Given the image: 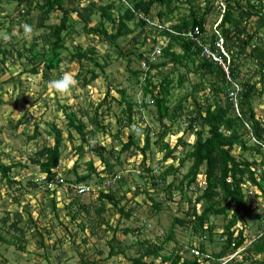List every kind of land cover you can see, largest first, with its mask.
<instances>
[{
	"label": "rangeland",
	"instance_id": "obj_1",
	"mask_svg": "<svg viewBox=\"0 0 264 264\" xmlns=\"http://www.w3.org/2000/svg\"><path fill=\"white\" fill-rule=\"evenodd\" d=\"M92 1H95L97 5L113 1L119 5V0H81L79 7H82V10L86 8L83 10L85 18H89L86 13L91 11L90 3ZM35 2L31 4L30 14L25 15L16 1L0 0V23H2L0 28V161L15 165L10 175L11 178L18 181V183L9 184L6 179L2 180L0 176V235L9 241H14V243H5L0 238V264H133L132 257L138 255L137 241L143 240L145 237L154 239L164 236L175 215L181 216L188 209L187 201L182 200L180 194L170 200L163 188H153L150 182L145 184L149 189V192L145 193L141 186L144 185L147 178H143L133 170L126 169L122 182L119 181L116 186L110 188L104 187V183H102L98 185V188H106L107 191L110 189L118 196L127 194L126 198L122 200V204H125L127 208H134L130 219L120 217L117 208L108 201L105 202L106 213L98 217L94 208L99 203L95 185L99 177L93 174L90 183L94 189L89 193L78 195L71 185L65 187L56 184L54 194L42 183H38L37 188L33 186V182L37 183L39 180L41 182L45 174L42 173L39 164L32 163V157L45 145L53 144V136L48 131L51 130L52 125H56L62 129L63 134L58 174L70 179L73 183L76 177L73 167L77 165L78 174H87L90 171L88 163L92 161L94 167L105 179L111 175L100 157L99 149L114 163V156L110 151L111 149L119 150L122 142L128 140L130 128L136 134V143L140 145H143L146 135H151V131L158 134L165 127V123L171 127V130L177 129L176 134H168L165 137V140L170 141L172 146L176 144L180 135L192 145L196 141V134L185 130L184 117H182L183 122L175 124L174 128L169 119H164V124L159 121L154 105L140 106L143 96L139 85L134 84L132 72L144 70L146 67L136 53L143 52L148 55L146 49L152 35L147 28H145V31L148 32L147 36L145 37L146 33H142L140 41L136 43L134 37L141 32L142 27L137 25L136 21H131L129 25L134 29L133 33L121 36L117 46L114 44L115 42L111 41L110 36L85 33L83 30L84 21L77 13L72 12L69 21L76 24L74 29L64 37L66 49L63 50V54L65 59L61 62L59 69H44L42 53L53 45V37L47 26L59 23L62 12L54 10L43 22L39 9L33 7ZM197 3L204 6V0H174L172 6L177 8H174L171 15L172 23L177 22L181 15L189 14L190 8L196 7ZM159 7L166 10L164 5H154L152 12L155 18H158L156 13ZM244 9L246 10L247 6ZM261 14L264 15V8ZM99 18V12L95 13L91 25L98 23ZM217 18L218 10L214 8L207 15L206 29L208 33L218 29L215 24ZM249 22L251 27L257 24H261L262 27L264 20L260 19L259 15H253ZM25 25L30 26V31H25ZM108 29L112 30L111 25H108ZM260 34L264 40V28L261 29ZM5 36L8 39H4ZM33 42L36 43L35 50L39 52L35 58V63L38 66L37 73L33 72L34 63L29 59L31 52L28 49L31 48ZM78 47L83 50L94 47L98 54V61L104 65L103 70L85 58L82 62H78L77 57L70 60L72 57H70V53H75ZM3 50L7 51L5 61H3ZM17 51H21L23 56H18ZM256 60L250 61L240 69V80L235 81L233 87L240 91V82L246 79L256 83L252 102L256 114L259 117H264V93L259 94L264 88V71L262 75L261 66ZM86 63L89 68L92 67L99 74L98 78L88 85L82 81L83 77L87 79L91 77ZM173 68L171 65L163 67L161 73L154 76V81L159 82L166 70L173 71ZM80 70L83 72L78 77ZM183 70L184 68H180L179 71H173L175 85L178 72ZM64 72L71 73L76 83L69 90L58 92L50 82L58 79ZM199 79L197 75H192L190 80L183 84L184 88L173 89L171 104H175L177 98L180 95H185L190 89H198L196 82ZM121 89L125 90L128 100L136 102L133 107L134 122L130 126L120 123V119L125 117L123 111L126 107V103L122 101ZM201 94L200 91L195 97L203 102L205 96ZM185 104L188 106L189 114L192 115L196 110L193 99L189 97ZM235 105H239L237 98ZM237 110L238 107L236 113L239 111ZM71 113L76 114L77 118L87 125L88 130L95 131V134L87 137L88 142L83 144L81 152L79 147L83 143L82 138L76 129L69 126L67 115ZM27 118H29L28 122L24 123ZM247 126L249 125L247 124ZM198 127H200V123L197 125ZM35 131L39 134L36 138L29 140L28 137ZM189 149L188 146L178 144L175 154L181 158ZM133 152L135 153V150ZM233 152L240 159L264 161V152L260 156L242 152L238 147ZM163 154L164 152L156 144H151L147 153L146 159L150 166L159 172L163 168L160 167L161 165L166 166L173 162L172 159L163 161ZM121 157L123 159L122 166L115 164L114 169L127 167V163H138L143 156L137 151L133 155L124 152ZM174 163L177 166L179 162L176 160ZM23 164L26 168L22 166ZM190 164L187 161L182 170L177 173L179 178L188 170ZM261 170H264V163ZM203 176L201 172L200 178L202 179ZM172 178H174V174L168 177L166 183L172 181ZM246 185L254 187L250 184ZM149 196L163 200L159 211L152 213L154 205ZM77 197L80 198L81 203L77 202ZM72 202L74 204L68 207L67 205ZM87 203H91L90 211L81 210L78 217L73 219L72 213ZM233 205L230 208V213L235 209V205ZM247 205L251 207L252 215L238 221V227H242L244 233L253 236L261 225V217L257 213L259 212L256 209L257 203L248 202ZM105 221H108L112 226L119 225L115 236L124 243V254L110 256V246L107 241L112 238L114 233L113 230L104 232V229L108 227ZM225 221L223 216H210V222L215 225L218 233L222 231L221 228ZM126 226H140L142 232L124 234L123 229ZM175 231L179 237V247H186L185 244L191 239L190 237L193 238V242L195 237L199 239L182 227H177ZM215 238H218V234ZM249 241L247 239L246 242ZM18 245L24 248L18 247ZM175 245L176 243L169 241L167 251H170ZM210 247L218 249L219 245L210 244ZM247 253L246 250L241 253L238 260H242Z\"/></svg>",
	"mask_w": 264,
	"mask_h": 264
},
{
	"label": "trees",
	"instance_id": "obj_2",
	"mask_svg": "<svg viewBox=\"0 0 264 264\" xmlns=\"http://www.w3.org/2000/svg\"><path fill=\"white\" fill-rule=\"evenodd\" d=\"M7 2L16 1L21 11L25 15L30 14L32 6L39 9L41 13V20L45 22L50 13L54 10L62 12L59 23L50 24L47 27L50 29V35L53 37V45L49 50H44L43 68L55 70L60 68L61 62L64 61L65 56L63 50L66 49L64 44L65 34L70 33L74 27V22L69 21L72 12L78 14L83 24V30L87 34H103L111 37V41L118 46V39L121 36H126L133 33V28L129 25L131 21H136L137 25L142 27L141 32L134 37V40L140 41V36L143 33L145 37L148 32L155 36L152 38L155 44L158 43V36H166V45L161 46L160 53H154L151 56V50H146V55L143 52H137L138 58L146 64L144 70L133 71L134 84L139 85L142 92V102L140 106L147 107L150 104L156 107V114L159 121L164 124V119L171 121V126L183 122L184 117L186 122L185 130L196 134V141L190 145L180 135L175 145H170V141L165 140L168 134H176V130L172 129L165 123V127L157 134L151 131V135H146L143 145L136 143V134L129 129L128 140L122 142L119 150L111 149L110 153L114 156L115 162H111L109 157L105 156L99 149L100 157L111 175L109 178L116 177V186L118 182L123 181L124 170H133L140 174L143 178L146 177L145 183L141 189L148 193L149 189L145 184L152 183L153 188H163L170 200L175 199L177 194L181 195V199L187 201L188 206L185 213L181 216L175 215L172 220L169 230L162 237L149 239L147 237L143 240H138V255L132 257L133 264H221L225 258L234 255L237 249L245 242L246 235L242 227H238V221L244 220L252 215L251 207L247 205L248 202L257 203L256 209L259 211L258 216L264 218V209H261V203H264V170L261 166L263 160H249L240 159L234 154V149L239 148L242 152H249L263 155L264 152V117H259L254 109V100L256 83L250 82L248 79L240 82L241 90L237 93L236 98L239 100L238 110L236 113L235 101L231 95L235 92L233 83L240 79V69L250 61L255 59L261 66V73L264 71V40L261 37V29L264 28V23L260 25L249 26V19L253 15H259L260 19L264 20V15L261 14L264 8L263 0H204V6L197 3L196 7L190 8L189 14H184L179 17V20L172 23V13L176 6H172L174 0H119L117 2H109L106 4L97 5L92 1L91 11L85 18L82 7H79L81 0H5ZM73 4V5H70ZM164 5L166 10L158 8L157 15L152 12L153 6ZM247 6L245 10L244 7ZM216 8L218 10V18L215 22L216 28L211 33L207 32V15ZM82 10V11H81ZM100 15L98 23L91 25L94 20L95 13ZM139 14L149 17L153 21H158L162 25H168L166 30H155L147 28V22L139 17ZM246 14V15H245ZM219 20V21H218ZM108 22V23H107ZM111 25V31L108 29ZM2 23H0V28ZM45 26V25H44ZM148 29V32L145 31ZM195 32V38H192V33ZM145 39V38H144ZM221 40V47L217 46V42ZM205 44L213 51L217 52L225 61L228 67L227 70L217 61L208 58L203 54V47ZM36 43L33 42L28 51L31 52L29 59L34 63L33 72H38V66L35 63V58L39 52L35 50ZM180 49V50H178ZM3 61L7 56V51L3 50ZM18 56H23L21 51H17ZM72 56V57H71ZM70 60L77 57L78 62H82L85 58L93 65L100 67L103 70L104 65L101 64L97 57L98 54L94 47H88L83 50L78 47L75 53H70ZM87 66L88 72L91 73L90 78L83 77L82 81L85 85L90 84L96 80L99 74ZM171 65L173 71L178 72L177 84L172 74L173 71L166 70L159 82L154 81V76L160 74L162 68ZM83 70L78 73V77L82 75ZM192 75H197L200 79L196 82L198 89L192 88L185 95H180L175 104H171L172 90L176 87L184 88L183 84L190 80ZM202 92L205 100L197 99L195 96ZM122 101L126 103L124 109L125 117L120 119V123L124 126H130L133 122L135 101L128 100L124 89H121ZM197 93V94H196ZM264 93L261 91L259 94ZM191 97L195 104L196 110L193 114H189L188 106L185 102ZM69 119L70 128H74L80 134L83 143L79 147L81 152L88 136L95 134V131L88 130L87 125L78 119L76 114L71 113L67 115ZM27 118L25 122H28ZM23 122V121H22ZM200 123V127L197 125ZM247 124L249 126H247ZM175 128V126H174ZM100 129V127H98ZM53 136V144L45 145L39 150L34 157L32 163L39 164L42 173L45 174L41 182H33L35 188L38 183L44 184L47 188V183H50L55 176L58 175L60 158L62 155L63 134L62 129L56 125H52L51 130L48 131ZM39 134L35 133L28 137L34 139ZM71 135V134H70ZM72 136V135H71ZM151 144H156L163 154V161L172 159L169 165H161L163 167L160 172L150 166L148 162L147 153L150 150ZM178 144L185 147H190L189 151L181 158H178L175 152L178 150ZM135 150V153L133 152ZM97 151V150H96ZM137 151L143 156L138 163L128 164L122 169L115 168L116 165H121L123 159L121 154L129 152L131 155L136 154ZM147 160V164H146ZM177 160L178 165L174 162ZM189 161L190 166L184 175L179 178L177 173ZM116 164V165H115ZM26 168V166L23 164ZM15 167L13 164H6L0 161V176L1 179H6L9 184L18 183L14 178H11L10 173ZM89 172L87 174H78L77 165L73 167L76 177L72 183L70 179H66V184L59 183V185L67 187L71 185L76 191V187L80 184L90 185L93 174L99 177L97 186V198L99 203L95 206V212L98 217L106 213L107 207L105 202L108 201L115 208H117L120 217L123 216L127 220L130 219L134 208H127L122 204V200L126 198L127 194L116 195V193L107 191L106 188H98L104 177L97 171L92 161L88 163ZM159 172V173H157ZM203 173V178H200V173ZM174 174L172 181L168 177ZM204 179V180H203ZM150 180V181H148ZM250 184L254 187L244 192V186ZM113 186H109L113 187ZM55 194V186L47 188ZM94 188L88 191L91 192ZM249 191L252 193L249 194ZM78 192V191H77ZM78 195H80L78 193ZM153 203L152 213L159 211L162 207L163 200L159 198L150 197ZM254 199V200H253ZM77 202L81 203L80 198L77 197ZM74 203L67 206L71 207ZM235 206H234V205ZM232 205L235 207L234 211L230 213ZM91 203L85 204L84 207L74 213L72 218L76 219L81 212L85 210L89 212ZM71 214V212H69ZM223 216L226 219L222 225V231L218 233L215 225L210 222V216ZM108 227L104 229L107 233L113 230L114 235L107 241L110 246V256L124 254L125 245L121 239H117L116 232L118 224L110 225L105 221ZM182 227L193 236L199 239L190 237L191 239L185 244L186 247H179V237L176 235V228ZM216 228V229H215ZM140 233L142 227L140 226H126L123 229L124 234ZM218 234V238H215ZM1 240L5 243H11L4 236L0 235ZM173 241L176 243L170 251H167V243ZM196 242V243H195ZM210 244H218L219 248L210 247ZM20 245H18L19 247ZM24 248L23 246H20ZM197 250L199 254H194L192 251ZM248 253L243 256L242 260H238L233 256L226 264H264V234L261 235L255 242L247 248ZM244 252V251H243ZM242 252V253H243Z\"/></svg>",
	"mask_w": 264,
	"mask_h": 264
},
{
	"label": "built area",
	"instance_id": "obj_3",
	"mask_svg": "<svg viewBox=\"0 0 264 264\" xmlns=\"http://www.w3.org/2000/svg\"><path fill=\"white\" fill-rule=\"evenodd\" d=\"M139 17L143 18L147 24L150 26V27H155L157 28V30H166L169 28L168 25H162V23L158 22V21H153L151 20L149 17H145L144 15L142 14H139ZM195 32L197 33L198 32V28L195 29V31L192 33V38H195ZM166 42H167V37L166 36H163L161 38V41L159 43H156V44H153L152 45V48H151V56L154 54V53H160L161 51V46L162 45H166ZM201 44V42H199ZM203 47V54L208 57V58H212L214 61H217L218 63H220L228 72V67H227V64L228 63H225V61L221 58V56L219 54H217V52L213 51L210 47H208L207 45L205 44H201ZM217 46L221 47V40H219L217 42ZM222 48V47H221ZM144 65H146L145 63H143ZM239 92V90L235 89V92H233L232 96H233V100L235 101L236 100V95L237 93ZM235 108H237V106L235 105ZM238 111V110H237ZM238 114L240 115L239 111H238ZM264 147V146H263ZM119 176V175H116V176H113L111 178H108L106 181H105V185L106 186H113L115 185L116 183V177ZM40 182V180H39ZM59 183H62L63 185L66 184V181L65 179L62 177L61 174H58L57 176H55V179H53L50 183H47V188H53L56 184H59ZM92 185H84V184H80L76 187L77 191L79 194H83V193H86L88 192L90 189H91ZM252 192L249 191V194H251ZM254 200V199H253ZM262 206V208L264 209V203H261L260 204ZM264 234V218L262 219V222H261V225L256 233V236H253L251 237V240L249 242H247V244H250L252 243L255 239L261 237V235ZM246 246H244L242 249H245ZM194 254H199V252L197 250H193L192 251ZM239 254V253H237ZM231 259V256L224 259V261L221 262V264H226L227 261H229Z\"/></svg>",
	"mask_w": 264,
	"mask_h": 264
},
{
	"label": "clouds",
	"instance_id": "obj_4",
	"mask_svg": "<svg viewBox=\"0 0 264 264\" xmlns=\"http://www.w3.org/2000/svg\"><path fill=\"white\" fill-rule=\"evenodd\" d=\"M147 28H152L153 29V31L155 32V30H156V28L155 27H150L148 24H147ZM25 31L26 32H28V31H30V26H28V25H25ZM155 36V34H152V36L149 38V42H148V47H147V49L146 50H151V48H152V45L153 44H155V42H154V40H152V38ZM163 36H161V35H159L158 36V39H157V41H158V43L161 41V38H162ZM4 39H8V37L7 36H5L4 37ZM51 83V86L55 89V90H57L58 92H65V91H67V90H69L75 83H76V81H75V79H74V77L72 76V74L71 73H69V72H64L58 79H55V80H53V81H51L50 82ZM109 177H107V178H105L104 179V181L102 182V183H104V187H106V188H109V186H106L105 185V181L108 179ZM101 183V184H102ZM250 187L249 186H247V185H245L244 186V192H248V189H249ZM259 229V228H258ZM258 231V230H257ZM245 235H246V240H245V242L237 249V251L234 253V255H231V258L233 257V256H236L237 258H239L240 256H241V253L243 252V251H245V250H247V248L252 244V243H250V244H247V239H249V240H251V237H253V236H256V234L255 235H253V236H250V235H248V234H246V233H244ZM260 238V237H259ZM258 239V238H257ZM257 239H255L253 242H255ZM244 246H246V248L245 249H242ZM237 253H239V254H237ZM226 259V258H225ZM222 261H224V260H222ZM221 261V262H222Z\"/></svg>",
	"mask_w": 264,
	"mask_h": 264
}]
</instances>
